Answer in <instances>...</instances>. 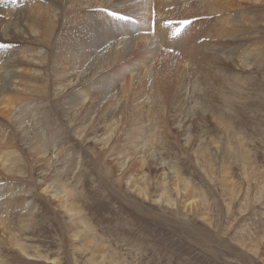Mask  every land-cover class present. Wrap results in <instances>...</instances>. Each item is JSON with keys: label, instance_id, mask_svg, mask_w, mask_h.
I'll return each instance as SVG.
<instances>
[{"label": "rangeland", "instance_id": "1", "mask_svg": "<svg viewBox=\"0 0 264 264\" xmlns=\"http://www.w3.org/2000/svg\"><path fill=\"white\" fill-rule=\"evenodd\" d=\"M24 3L17 2L19 11ZM170 8V14L152 8L151 30L158 26L154 34L156 43V37L172 26L170 33H179L181 28H184L182 32L190 33L191 23L185 25L186 20H174L178 17L177 5ZM258 19L263 44L259 47L257 67L243 72L237 88L222 82L226 94L217 96L213 90L214 97L207 103L195 100L196 75H190L187 61L179 56L183 51L179 46L187 42L171 39L166 43H171L166 46L168 51L180 59L174 62L162 56L153 59L154 67L159 66L165 72L162 91H152L148 83L142 98L146 105L145 118L157 112V123L146 124L145 137L151 131L158 139L136 141L123 149V134L129 124H124L122 115L119 116L125 114L127 120V112L118 111L124 106L116 110L111 124L115 130L109 133L111 138L107 143L81 142L58 113L55 122L43 124L40 119L36 125L39 132L50 134L47 139L54 142L34 167L47 165L45 169L66 184L70 201L87 226H80V241L72 243L69 218L40 194L31 170L33 162L27 158L31 165L26 175L0 176L3 183L0 196L11 204L5 210L7 214L0 208V219L7 222L30 219L28 228L18 233L32 255L0 243V264H52L34 255L58 258L61 264H264V17L259 13ZM201 20L206 22L203 27L209 28L215 19L203 16ZM17 45L21 44L9 43L0 54L16 52L13 46ZM133 46L129 40L126 49L132 50ZM143 55L133 53L128 58L136 62ZM90 62L85 67H90ZM235 70L233 65L228 73L238 72ZM218 80V76H212L209 84L219 87ZM120 88L118 85L113 93ZM118 93L116 98L123 95L121 90ZM50 106L44 102L35 108L38 113L48 110L54 115L56 109ZM105 113L94 114L91 127L99 135L105 132L109 120ZM26 115L24 135L29 132L26 125L31 122ZM19 149L24 151L21 144ZM133 180L145 194L139 195L132 188ZM162 185L168 188L163 198Z\"/></svg>", "mask_w": 264, "mask_h": 264}, {"label": "bare ground", "instance_id": "2", "mask_svg": "<svg viewBox=\"0 0 264 264\" xmlns=\"http://www.w3.org/2000/svg\"><path fill=\"white\" fill-rule=\"evenodd\" d=\"M183 1L182 5H178L180 0L177 2L175 0H15V2L0 0V44L9 45L15 42L21 44L13 46L16 47V52L11 50L0 54V176L13 178L25 174L29 171L26 169L30 168L31 164L28 163L30 159L33 162H31V170H34L40 194L55 209L65 213L69 218V229L72 233L71 237L74 238L71 240L72 243L80 241V226L86 227L87 224L70 201L66 184L57 179V175L55 177L53 172L49 173L45 169L47 165L44 168L34 167L38 162L37 159L45 156L47 147H52L50 145L54 142L47 139L50 134L45 136L43 134L45 132H39L36 125H39L40 119L41 123L49 124L58 120L56 117L58 113L60 118L64 116L63 121L81 142L107 143L111 138L109 133L115 130L111 125L114 124L113 119L118 112H127V120L124 118L125 114L119 115H122L124 124H129L123 134L125 137L123 149H125L131 143L136 144V141L142 143L154 137L158 139L151 131L148 138L145 137L148 130L146 124L157 123L155 118L157 112L153 114L154 118H145L143 111L146 105L142 98L144 93L146 94L148 83L152 85V91L154 89H157V92L162 91L165 72L159 66L154 67L153 59L161 56L168 58L170 62L180 59L175 53L168 51L167 47L171 43L169 45L166 43L169 40L187 42L179 46L183 49L179 56L187 61L186 67L190 75H196L193 86V93L198 95L195 97L196 101L201 99L207 103L214 97L211 96L213 90L217 92V96H224L226 93L222 82L237 88L243 72L252 71L257 67L259 47L263 44L259 36L261 20L258 19V14L264 17L262 10L264 0ZM17 2H25L22 7L20 6L21 11L17 9L19 5ZM173 5H177L178 10V17L174 20L194 19L190 24V33L184 30L182 32L184 28H181L178 30L179 34L173 36V32L169 31L173 30L172 26L169 30L166 28L169 33L164 30L165 33H161V37H156L158 41L156 43L154 34L158 26L154 31L151 30L152 8L170 14V7ZM113 11L129 16L131 21L115 19L110 15ZM203 16L214 17L215 20L209 28L203 27L206 24L201 20ZM129 40L134 43L132 50L126 49ZM176 40L173 41L174 44ZM158 44H160L159 48L156 47ZM42 48H45V51H42ZM96 49H100V52H94ZM159 49H161L160 53ZM133 53L144 55L136 62H131L128 57ZM87 61H91L90 67H85ZM117 64L119 67H116ZM233 65L238 72L228 73ZM127 74L131 75L125 80ZM212 76H218L219 87L209 84ZM118 85L121 88L116 90L117 93H113ZM120 90L123 95L116 98ZM44 102L56 109L54 115L48 110L44 114L36 111L35 107ZM121 106L124 107L116 112ZM98 112H106L109 119L105 123L107 124L105 132L100 135L99 131L91 127L94 114ZM25 115L31 122L26 125L29 132L24 135L22 126L27 121L24 120ZM19 144L24 147L25 152L19 149ZM140 162V167L143 168L145 161L142 159ZM52 163L54 165V162ZM1 185L3 183L1 184L0 181ZM131 186L139 195L145 194V190L137 186L135 180L131 182ZM161 188L163 189L161 198H163L167 196L168 188L163 185ZM175 188L178 189L177 184ZM10 205V202L0 196V208L5 211L11 208ZM2 213L7 214L6 211ZM6 222L0 219V243L3 247L7 244L17 247L22 253L31 256L26 244L22 242V237L19 236L22 234L18 233L28 228L30 219ZM34 256L45 258L52 264H61L58 258Z\"/></svg>", "mask_w": 264, "mask_h": 264}, {"label": "snow or ice", "instance_id": "3", "mask_svg": "<svg viewBox=\"0 0 264 264\" xmlns=\"http://www.w3.org/2000/svg\"><path fill=\"white\" fill-rule=\"evenodd\" d=\"M14 2H15V0H14ZM110 15H112L115 19H117V20H124V21H131V18L129 17V16H126V15H120L118 12H116V11H113V12H111L110 13ZM189 23H191V21H184V24L185 25H187V24H189ZM179 33L178 32H174L173 33V36H176V35H178ZM7 47H9V45H7V44H0V49H5V48H7ZM171 50V49H170Z\"/></svg>", "mask_w": 264, "mask_h": 264}]
</instances>
